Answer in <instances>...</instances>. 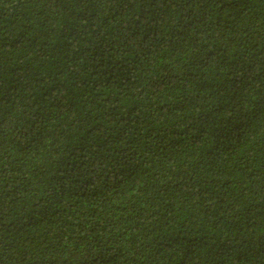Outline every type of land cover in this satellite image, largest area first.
I'll return each mask as SVG.
<instances>
[{"label": "trees", "instance_id": "trees-1", "mask_svg": "<svg viewBox=\"0 0 264 264\" xmlns=\"http://www.w3.org/2000/svg\"><path fill=\"white\" fill-rule=\"evenodd\" d=\"M0 264H264V0H0Z\"/></svg>", "mask_w": 264, "mask_h": 264}]
</instances>
